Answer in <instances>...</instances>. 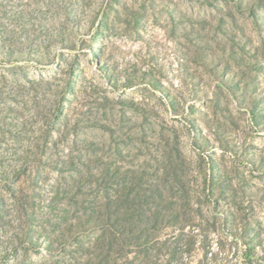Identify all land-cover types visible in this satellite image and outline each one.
Returning <instances> with one entry per match:
<instances>
[{"label": "rangeland", "instance_id": "rangeland-1", "mask_svg": "<svg viewBox=\"0 0 264 264\" xmlns=\"http://www.w3.org/2000/svg\"><path fill=\"white\" fill-rule=\"evenodd\" d=\"M0 264H264V0H0Z\"/></svg>", "mask_w": 264, "mask_h": 264}]
</instances>
